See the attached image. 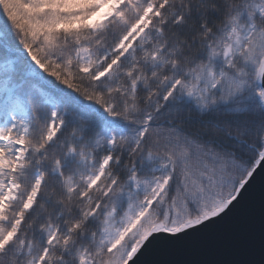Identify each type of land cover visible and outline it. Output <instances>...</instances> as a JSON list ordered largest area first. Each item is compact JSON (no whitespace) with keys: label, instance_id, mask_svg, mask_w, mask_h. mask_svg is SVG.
<instances>
[{"label":"snow or ice","instance_id":"snow-or-ice-1","mask_svg":"<svg viewBox=\"0 0 264 264\" xmlns=\"http://www.w3.org/2000/svg\"><path fill=\"white\" fill-rule=\"evenodd\" d=\"M264 161V0H0V264H135Z\"/></svg>","mask_w":264,"mask_h":264},{"label":"water","instance_id":"water-1","mask_svg":"<svg viewBox=\"0 0 264 264\" xmlns=\"http://www.w3.org/2000/svg\"><path fill=\"white\" fill-rule=\"evenodd\" d=\"M135 264H264V161L223 214L175 237H156Z\"/></svg>","mask_w":264,"mask_h":264}]
</instances>
